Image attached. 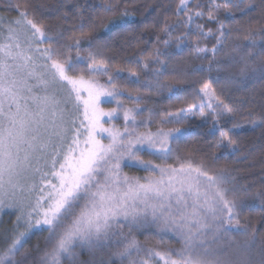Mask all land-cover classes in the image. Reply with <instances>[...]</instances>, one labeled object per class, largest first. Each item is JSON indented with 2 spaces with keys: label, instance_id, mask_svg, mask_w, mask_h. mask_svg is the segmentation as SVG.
<instances>
[{
  "label": "trees",
  "instance_id": "trees-1",
  "mask_svg": "<svg viewBox=\"0 0 264 264\" xmlns=\"http://www.w3.org/2000/svg\"><path fill=\"white\" fill-rule=\"evenodd\" d=\"M22 14L57 60L113 95L121 128L159 136L161 150H140L146 162L126 163L127 174L199 171L196 183L214 188L220 205L193 232L147 211L58 253L91 181L56 225L8 257L11 231L0 264H264V0H0L4 23ZM207 87L213 107L203 104Z\"/></svg>",
  "mask_w": 264,
  "mask_h": 264
},
{
  "label": "rangeland",
  "instance_id": "rangeland-1",
  "mask_svg": "<svg viewBox=\"0 0 264 264\" xmlns=\"http://www.w3.org/2000/svg\"><path fill=\"white\" fill-rule=\"evenodd\" d=\"M46 41L45 32L25 14L0 24V244L9 243L12 231L8 257L33 232L56 225L91 181L82 213L58 253L76 242H99L147 211L180 217L188 232L216 212L218 194L196 183L203 177L199 171L164 167L143 178L124 171L126 163L146 162L137 159L140 150H161L159 136L121 128L119 111L110 106L113 95L95 80L72 73ZM204 93V105L217 104L210 87ZM173 203L181 205L180 214ZM164 259L166 264H207Z\"/></svg>",
  "mask_w": 264,
  "mask_h": 264
}]
</instances>
